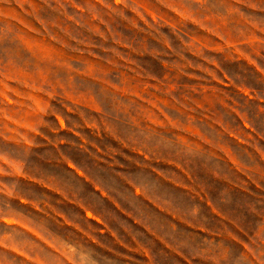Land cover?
I'll return each mask as SVG.
<instances>
[{
    "label": "rangeland",
    "instance_id": "rangeland-1",
    "mask_svg": "<svg viewBox=\"0 0 264 264\" xmlns=\"http://www.w3.org/2000/svg\"><path fill=\"white\" fill-rule=\"evenodd\" d=\"M125 128L158 133L163 160L152 165L230 219L200 234L181 228L200 240L185 243L195 259L154 244L151 264H259L264 0H0V264H85L82 254L100 252L99 226L30 178L75 188L64 156L82 162L80 144L128 170L146 151ZM66 212L82 227L67 226ZM140 255L133 264H150Z\"/></svg>",
    "mask_w": 264,
    "mask_h": 264
},
{
    "label": "crops",
    "instance_id": "crops-1",
    "mask_svg": "<svg viewBox=\"0 0 264 264\" xmlns=\"http://www.w3.org/2000/svg\"><path fill=\"white\" fill-rule=\"evenodd\" d=\"M71 147L86 156L82 162L76 161L69 154L64 156L68 172L78 181L74 184L75 188L68 186L60 189L35 178L30 180L49 190H54L59 195L63 194L61 201L79 210L84 222L99 226L98 234L101 238L97 240L91 238V242L99 246L100 252L95 254L89 251L87 254H82L81 257L86 260L85 264L106 257L118 260L122 264H131L132 259L137 257V250L141 252L140 256H143L145 260L148 259L151 264L152 259L158 257V252L153 251L154 244L168 255L174 254L177 257L180 256L179 258L193 260L196 256L195 254L191 256L185 251V243L190 244L189 241H192V244H196L199 249L200 240L198 237L197 240H191L189 237L180 236L181 228L187 227L190 231L200 234L203 233L202 231L206 232L205 227H210L212 222L223 227L230 221L225 211L219 209L212 199L203 198L206 202L202 204V194L199 191L194 192L185 182L174 180L173 176H168L162 170L155 168L150 162L153 157L147 152H140L142 155L139 156L142 160L132 164L155 173L170 190H162L159 183L149 180L147 176L137 175L133 180L128 170L109 168L96 157L90 147L84 148L83 144L78 147L71 145ZM230 161L232 170L246 174V170L236 165L233 159ZM178 168L180 166H177L175 173L185 179L184 169ZM72 175H70L71 178ZM48 177L54 179L53 176ZM140 185H143V189ZM122 186H124L123 189ZM132 197L144 201V204L137 203ZM67 213L64 215L67 226L82 227ZM202 216L206 219L203 224ZM116 219H120V222H116ZM210 233L220 235L222 231L213 230ZM126 236H128L127 239H125ZM104 237L109 241L106 242ZM185 238L188 240H183ZM113 245L119 246L120 249L115 255L110 253L116 248ZM104 248L107 250L105 251ZM64 255L68 261L75 258L68 251Z\"/></svg>",
    "mask_w": 264,
    "mask_h": 264
},
{
    "label": "clouds",
    "instance_id": "clouds-1",
    "mask_svg": "<svg viewBox=\"0 0 264 264\" xmlns=\"http://www.w3.org/2000/svg\"><path fill=\"white\" fill-rule=\"evenodd\" d=\"M120 0H117V3H119ZM123 134L126 137L136 136L137 141L139 142V146L143 147L146 152L149 153V155H152L155 158V155L161 151V147L158 143L159 134L152 131V130H146L143 128L139 129H131V128H125L123 130ZM145 135L151 136L152 141L151 143H146L143 141L142 137ZM165 135H169L168 133H165ZM128 171L132 174L131 178L135 180L137 175H144L147 176L149 180L159 183L162 190H170L167 188V185H165L162 181L159 180V178L155 175V173H151L149 169H141L137 167L135 164H132L131 167L128 169ZM124 186H122L123 189ZM140 188L143 189V185H140ZM134 200L137 201V203L143 205L144 201L139 200L136 197H132ZM193 243H196V241H193ZM253 256L259 261V264H264V251L262 252H254ZM224 260L223 257H217V264H221V262Z\"/></svg>",
    "mask_w": 264,
    "mask_h": 264
}]
</instances>
